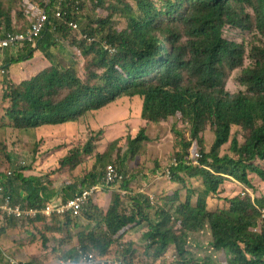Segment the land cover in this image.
Masks as SVG:
<instances>
[{"label":"trees","instance_id":"16d2710c","mask_svg":"<svg viewBox=\"0 0 264 264\" xmlns=\"http://www.w3.org/2000/svg\"><path fill=\"white\" fill-rule=\"evenodd\" d=\"M78 7L80 13L66 11L64 18L84 20L82 32L95 41L83 39L62 22L59 29L71 40L75 56L84 60L81 71L75 61L68 67L55 64L51 55L54 38L51 32H44L38 47L32 49L25 44L14 63L33 61L39 52L51 64L28 80H3V120L20 133L38 132L43 127L81 123L88 115L96 116L116 102L137 98L142 104L141 120L147 125L173 123L172 147L178 165L172 171V183L178 188L166 193L164 205L156 207L141 192L128 202L132 208L128 214L122 199L129 196L121 197L120 192L131 193L129 176L122 162L121 167L109 164L121 175L110 186L118 194L108 206L99 203L107 196L104 192L97 195L94 204L90 203L84 215L95 223L94 229L83 230L66 217L67 228L74 225L80 230L65 233L75 237L84 252L135 264L137 251L127 238L147 223L144 256L153 262L174 247L176 260L170 264H264V199L250 192L255 190L254 177L264 181V0H83ZM115 16L125 23L123 28L114 25ZM26 17L19 0H0V37L13 31L14 24L21 20L22 25H28ZM231 26L254 34L248 65L246 44L225 37V28ZM235 71H240L243 90L231 95L225 85ZM147 140L144 129L134 139L127 137L124 158L126 154L135 157ZM116 143L110 145L109 151ZM91 153L87 143L70 152L60 167L73 171L80 164L79 158ZM109 153L99 155L98 161L108 158ZM197 159L200 166L194 167ZM11 160L7 144L0 142V162L11 166ZM109 165L102 164L104 172L99 177L90 175L89 184L102 179ZM22 168H0L5 195L13 204L40 207L44 200L38 179L26 177ZM197 179L203 184L201 189L194 187ZM231 180L245 186L249 195L229 199L226 209L210 210L213 196ZM184 190L186 201L179 195ZM172 192L173 196H169ZM151 209H155L153 219L149 216ZM8 224L14 227L11 219ZM43 226V231L49 229L46 223ZM13 227L0 229V244L27 252L28 262L18 259L17 264H46V260H53L31 255L39 248L38 242L20 241ZM36 227L31 223L24 228ZM55 230L56 225L52 227ZM204 234L212 252L221 256L220 263L212 258L202 262L190 258V240ZM12 235L17 242H2L3 237ZM42 237L44 246L47 239ZM4 249L0 246V264H12L9 257L13 255ZM57 252L64 254L61 248Z\"/></svg>","mask_w":264,"mask_h":264},{"label":"rangeland","instance_id":"374dc122","mask_svg":"<svg viewBox=\"0 0 264 264\" xmlns=\"http://www.w3.org/2000/svg\"><path fill=\"white\" fill-rule=\"evenodd\" d=\"M19 7L20 9H26L23 0H19ZM22 23L23 21L21 20L17 22L15 26H17V28L20 26L21 29L26 30L27 25H22ZM113 23L119 28L125 26L122 19L120 20L116 16L113 19ZM85 26L86 22H82L81 28L84 29ZM224 34L228 39L246 44L248 48L247 65L250 64L249 45L254 38L253 32L239 30L231 26L225 28ZM56 36L58 39L51 47V55L55 60V64L68 67L71 65L72 61H75L77 63L78 72H80L84 60L75 56L76 49L70 46L71 40L59 34ZM38 53L39 52L35 54L36 58L34 60L37 58L40 60L37 62V68H35L32 73H38L43 70L46 67L42 66L44 65V61H46L48 65L51 64L43 54H39L38 56ZM16 55L18 57L21 53H16ZM11 66L12 65H10V67ZM32 66L33 64H30L29 67ZM17 67L16 64V68ZM31 71L32 70L24 71V73L30 74ZM16 74L20 77H24L23 70ZM239 76L240 71H235L232 77H235L239 82ZM9 78L10 76L0 72V142H5L7 144V153L11 156L12 168H10L11 166L9 165L3 164L2 161L0 162V168H9L8 170H11L15 169L17 166L23 165L22 167L24 168H22V171L26 177L37 178L38 181L43 183V187H47L50 191H57L58 197L64 198L65 195H69L71 192L67 190V187H71L72 185H88L91 182L90 175L99 177V175L104 172V168H102L103 163L105 165L114 163L120 166L122 162L123 170L129 176L128 181L131 187V193L128 194L130 198L122 199L123 209L128 214H130L132 210L128 202L130 204L131 198L136 197L141 192H143L144 196L149 198V203L156 207L157 205H164L168 197L166 193H169L172 189L178 188V185L172 183V180H169L164 174L165 169L174 159L172 144L175 137L171 132L173 123L169 121L159 125H147L146 121L141 120L142 104L137 98L123 99L116 102L100 111L96 116V113L88 115L84 118L83 122L78 124H66L63 127H43L38 132L20 133L11 128L8 120H3V109L6 107V104L2 103L1 100L3 91L5 90L4 88L6 87V83H4L3 80H9ZM27 78H22V81ZM11 79L16 80V75L12 74ZM20 79L21 78H19V80ZM14 84L17 83L14 82ZM141 129H144L148 140L142 142L135 157H132L130 154L127 156L126 154L124 158L127 151V137L134 139ZM114 142H117L116 145L109 151L110 145ZM87 143H89L92 153L91 155H82L79 158L80 164L75 170L69 171L60 167L61 161L69 156L70 152L76 149H82ZM226 151L227 150H225V152ZM106 152H110L108 158L104 157L99 162V155H103ZM198 180L201 181L197 179L193 184L195 188L201 189L203 184ZM254 180L255 190H250V192L255 198L258 199L259 196L260 199H264V181L257 176L254 177L252 181ZM38 183L40 184V182ZM107 189L114 191L110 194V198H113L114 194H118L117 189L111 187ZM247 191L245 186L239 182L234 180L227 182L222 187L221 192L213 196L210 203V210L217 211L228 208L229 199L237 196L243 198L247 197L246 195H249ZM106 192L104 193L106 194ZM173 192L169 196H173ZM180 193L179 195L184 198L187 191L184 190ZM181 200H185V198ZM108 201L109 197L107 199L106 196L104 197V201H99V203L107 204L108 206ZM193 202L196 204L197 198H194ZM102 206L104 209H107L105 205ZM154 214L155 209H151L149 211L151 219L154 218ZM43 225L44 224L38 225V227L30 230L15 226L13 230L16 232V236L19 234L18 237L20 241H33L35 239L36 242H38L39 248L33 250L30 253L31 255H35L38 259L44 260L51 257L56 264L64 256L63 253L57 252V247L69 243L72 245L73 238L69 237L70 234H64L62 231L58 230V228H56L55 231L49 230L48 228H46V231H43ZM2 227L4 226L1 223L0 229ZM147 231V223H143L130 234L127 240L132 241L135 245L137 251L134 257L135 264H170L174 262L176 260V251L174 247L169 248L162 258L156 262L144 256L146 247L144 235ZM43 235L47 239L44 246L42 245ZM13 236L16 237L12 235L9 236V238ZM8 241L12 243V240ZM17 241L18 240L14 239V242ZM209 243L210 240L205 234L199 238L193 236L189 244V250L192 253L190 258L195 262H202L207 258H212L216 261L215 263H220L221 256L217 255L216 252H212ZM0 246L2 248L4 247V250L9 253V249L6 245L0 244ZM73 249L74 248H72V250Z\"/></svg>","mask_w":264,"mask_h":264},{"label":"built area","instance_id":"2783aa9c","mask_svg":"<svg viewBox=\"0 0 264 264\" xmlns=\"http://www.w3.org/2000/svg\"><path fill=\"white\" fill-rule=\"evenodd\" d=\"M81 0H41L40 3L24 0L25 14L29 21L26 30L14 29L6 31L0 37V52L13 47H22L24 44H29L32 47L37 45L38 40L43 33L48 29L53 32L57 30L55 25L56 19L63 20L64 7L66 5H76ZM66 23V21H65ZM68 25L75 30L80 29V25L75 21H69ZM113 51V49L111 48ZM200 158V155H197ZM198 160H196V163ZM121 179V175L117 174V169L109 165L102 177L94 186L82 192L76 193L74 197L66 203L57 206L47 205L42 209H32L23 205H13L9 196L5 195L4 184L0 178V215L1 220L13 218L22 223H29L37 217L51 218L52 216L71 215L79 217L88 204V201L95 194L109 188L112 184L117 183ZM121 196H127V191H121ZM264 218V210H263ZM10 258L12 264H17V259ZM58 264H126L124 259H100L93 253H85L81 249L77 250V258L60 259Z\"/></svg>","mask_w":264,"mask_h":264},{"label":"clouds","instance_id":"9594fccd","mask_svg":"<svg viewBox=\"0 0 264 264\" xmlns=\"http://www.w3.org/2000/svg\"><path fill=\"white\" fill-rule=\"evenodd\" d=\"M30 2H31V0H29ZM83 0H81L78 4H74V5H66L65 7H64V14L66 13V11H70V13L71 14H73V15H77L78 13H80L81 11L78 9L79 7V4L82 2ZM23 2H24V0H23ZM25 5V4H24ZM69 9V10H68ZM28 19H27V17H26V21H27ZM65 21H66V23H65ZM69 21H75V22H77L79 25H80V29L79 30H75V29H73L72 27H70L69 25H68V22ZM29 22V21H28ZM63 23L65 26H67L68 28H70L72 31H74L75 33H78V34H81L82 35V38L84 39V38H86L87 40H89V41H95L94 40V38H88V34L87 33H83L82 32V28H81V24H82V22H85L84 20H77V19H75V18H70V19H65L64 18V15H63V20H60V19H56V21H55V25H57V30L56 31H52V30H50V29H48L47 31H49V32H51L52 33V36H53V38H54V42L58 39V37L56 36L57 34H59V35H62V36H64L61 32H60V23ZM28 25H29V23H28ZM27 25V26H28ZM19 27V26H18ZM14 28L15 29H18V30H24V29H19V28H17V27H15L14 26ZM47 31H45V32H47ZM73 32V33H74ZM44 34V33H43ZM39 41V40H38ZM25 45V44H24ZM27 45H29V44H27ZM30 46V45H29ZM23 47V46H22ZM22 47H13V48H10V49H6V50H20L21 51V49H22ZM32 49H35L36 47H38V42H37V45L35 46V47H32V46H30ZM6 50H4V51H6ZM4 51H2V52H4ZM48 65V64H47ZM2 70H0V72L1 73H3V74H5V73H7V71H4L3 69L4 68H1ZM37 74V73H36ZM35 74V75H36ZM29 78H27V80H28ZM225 90L226 91H229L230 92V94L231 95H235L236 94V92L237 91H242L243 90V86L242 85H240L239 84V82L236 80V78L235 77H232V78H230V80H229V83H227L226 85H225ZM198 160V159H197ZM196 163V162H195ZM177 165H178V162H177V160L174 158L173 160H172V162H171V164L165 169V171H164V174L166 175V177L169 179V180H172V171L177 167ZM23 165H21V167H22ZM195 166H200V162H198L197 164H194V167ZM95 184H93V185H90V184H88V185H84V186H82L81 188H79V189H77V190H70L71 192H70V194L68 195H65V197L64 198H61V197H54L53 198V201H47V202H45L44 201V203H43V205L42 206H40V207H31L30 205H28V204H26V203H18V204H13V205H23L24 207H28V208H32V209H42V208H44V207H46L47 205H52V206H57V205H59V204H62V203H66L67 201H69V200H71L73 197H74V195L76 194V193H79V192H82L83 190H86V189H89L90 187H92V186H94ZM4 186V185H3ZM39 190H41V187H39ZM102 192H106V190L104 189L103 191H101V192H99V193H97V194H95L93 197H91L90 199H89V201H88V204L84 207V209H83V211H82V213H81V215L79 216V217H72L71 215H65V216H56V215H54V216H52L51 218H46V217H41V216H39V217H37L36 219H34V220H31L29 223H24V222H22V223H20V222H18V221H16L15 219H13V218H9V219H7V218H5V219H3V220H1V215H0V224L2 223L3 224V226H6V227H8V228H12L13 226H11V225H9L8 224V221L11 219L12 220V223H14V228H15V226H17L18 228H22V227H28L31 223H35V225H42V224H44V223H46L48 226H49V224H51V226H54V225H56V228H58V229H60V231H62L64 234H65V232H67V230L66 229H68L66 226H65V218L66 217H69V219H71V221L73 222V223H75V225H76V221H78L79 219H81V218H83V217H85V213L89 210V207H90V203L92 202L93 204L95 203V201H96V197H97V195L98 194H100V193H102ZM41 196V195H40ZM151 198V197H150ZM152 199V198H151ZM263 210H264V205H263ZM263 210H262V212H263ZM56 219V220H55ZM264 219V218H263ZM58 221H60V224H56V222H58ZM44 222V223H43ZM57 226H59V227H57ZM72 226L73 227H75L74 225H71L69 228H72ZM77 230H80V229H77ZM78 249H81L80 247H78V244H77V247H75V249H74V251H73V253H71V254H69V255H67V256H63V258L62 259H67V258H74V259H76L77 258V250ZM82 250V249H81ZM83 251V250H82ZM84 252V251H83ZM85 253H88V252H85ZM90 253H92V252H90ZM12 258H15L14 256H12ZM99 258V257H98ZM15 259H17L18 260V258H15ZM56 264H58V263H56Z\"/></svg>","mask_w":264,"mask_h":264},{"label":"crops","instance_id":"0c3cea01","mask_svg":"<svg viewBox=\"0 0 264 264\" xmlns=\"http://www.w3.org/2000/svg\"><path fill=\"white\" fill-rule=\"evenodd\" d=\"M15 24H14V26H15ZM15 27H17V26H15ZM19 28H20V26H19ZM20 52H22V51H20V50H14V49L13 50H6L4 52H0V70H1V68L9 67L8 70H7V73H5V75L8 74V76L11 77L12 74L13 75L15 74L16 75V78L18 80H19V78H21L20 80H22V78H25V77L26 78L27 77L30 78V77L34 76L36 73H32V72H33V70H35V68H37V66H38L37 65V62L40 60L39 58H37L34 61H31L30 60V62L27 61V62L19 63V64H17L18 67L16 68V64L14 65L13 63H14L15 60L18 59L16 53H19L20 54ZM39 54L40 53H38L37 55L39 56ZM35 58H36V56H35ZM11 64H12V66L10 67ZM30 64H33V66L32 67H29ZM42 66H44V67L47 66L46 61H44V65H42ZM13 67H15V68H13ZM22 70H23L24 77H20V76H18L16 74L17 72L22 71ZM28 70H32L31 73H30L31 75L29 73H24V71H28ZM38 182H40L39 185L41 187V190H39L40 191V195H41V199H43L45 202H47V201H53V198L54 197L59 196L57 191H50L47 187H43V183L41 181H38ZM82 186H84V184L83 185H77V186L72 185L71 187H67V190H69V191L70 190H77V189L81 188ZM111 193L112 192H106L107 199L109 197L108 204L112 200V198H110V194ZM76 225L79 228H82L83 230H92V229L95 228V223L93 221H89L86 217H83V218L79 219L78 221H76ZM52 227H54V226H51V224H49V230H52ZM57 227H59V226H57ZM77 229L78 228L74 227V230H72V228H68L66 230L68 232L70 231L71 234H72L74 231H78ZM128 238H127V240H128ZM5 239L12 240V242H14V239H17V238L14 237V236L13 237H10V238H9V236L6 237V238L3 237L2 238V242ZM75 247H77V240L74 237L73 240H72V245H71V243H69V244H66V245H63V246L60 245L57 248L58 249L61 248V251H64V256H65V254L67 256L68 254L73 253ZM72 248H74V249L72 250ZM9 252L14 257H17L19 259V261L22 262V263H26L29 260L28 259L29 255L27 254L26 251L17 252L14 249H9ZM45 253H47V252H45ZM46 264H55V261L54 260H52V261L51 260H46Z\"/></svg>","mask_w":264,"mask_h":264}]
</instances>
